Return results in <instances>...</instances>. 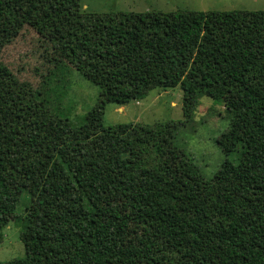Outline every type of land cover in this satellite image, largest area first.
<instances>
[{
  "label": "trees",
  "instance_id": "16d2710c",
  "mask_svg": "<svg viewBox=\"0 0 264 264\" xmlns=\"http://www.w3.org/2000/svg\"><path fill=\"white\" fill-rule=\"evenodd\" d=\"M24 26L98 86L73 124L55 70L33 87L1 60ZM63 66V65H61ZM179 86L183 119L104 124L154 88ZM238 101L204 178L179 144L197 97ZM25 254L0 264H264V9L97 13L80 0H0V228L22 192ZM121 204L130 236L103 208ZM112 222V221H111Z\"/></svg>",
  "mask_w": 264,
  "mask_h": 264
},
{
  "label": "rangeland",
  "instance_id": "374dc122",
  "mask_svg": "<svg viewBox=\"0 0 264 264\" xmlns=\"http://www.w3.org/2000/svg\"><path fill=\"white\" fill-rule=\"evenodd\" d=\"M86 11L97 13L128 12L145 10H258L264 9V0H80ZM2 62L20 79L33 87L41 85L44 74L55 70L61 80L50 78L47 84L58 83L60 99L69 120L79 124L86 113L96 104L99 88L66 63L56 48L45 41L30 27L24 26L20 33L1 50ZM63 65V66H61ZM182 90L179 86L167 89L154 88L139 100H131L122 106L108 103L104 109V124L123 122L151 124L156 121H178L183 119L181 110ZM238 101L231 96L216 100L205 95L197 97L192 121L179 124L177 139L181 147L193 158L201 175L211 177L227 158L235 162L237 153L225 155L216 140L229 123V117ZM29 202L24 191L16 210L4 213L5 225L0 228V261L24 256V245L20 239L23 229L22 216ZM104 215L112 219L109 223L130 236L139 232L138 225L128 211L119 203L103 208Z\"/></svg>",
  "mask_w": 264,
  "mask_h": 264
}]
</instances>
